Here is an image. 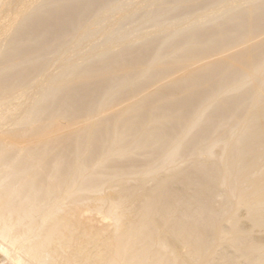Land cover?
I'll use <instances>...</instances> for the list:
<instances>
[{"label":"bare ground","instance_id":"6f19581e","mask_svg":"<svg viewBox=\"0 0 264 264\" xmlns=\"http://www.w3.org/2000/svg\"><path fill=\"white\" fill-rule=\"evenodd\" d=\"M0 264H264V0H0Z\"/></svg>","mask_w":264,"mask_h":264}]
</instances>
